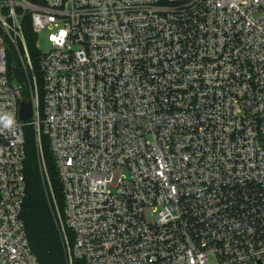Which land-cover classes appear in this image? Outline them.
Here are the masks:
<instances>
[{
	"label": "built area",
	"instance_id": "2783aa9c",
	"mask_svg": "<svg viewBox=\"0 0 264 264\" xmlns=\"http://www.w3.org/2000/svg\"><path fill=\"white\" fill-rule=\"evenodd\" d=\"M2 9L0 264H41L21 217L25 126L48 178L46 136L61 182L65 264H264V0Z\"/></svg>",
	"mask_w": 264,
	"mask_h": 264
},
{
	"label": "trees",
	"instance_id": "16d2710c",
	"mask_svg": "<svg viewBox=\"0 0 264 264\" xmlns=\"http://www.w3.org/2000/svg\"><path fill=\"white\" fill-rule=\"evenodd\" d=\"M27 47L38 71V50L35 47L36 35L32 32L30 20L22 22ZM8 74L17 81H24L25 74L20 65L10 67ZM22 98L30 99L28 89L23 91ZM29 130H26V129ZM25 138L24 176L26 195L21 217L29 244L41 264H65L63 243L56 224L57 210L62 211L63 193L53 156L46 136H42L41 144L46 165L47 177L40 168L34 131L31 126L23 129Z\"/></svg>",
	"mask_w": 264,
	"mask_h": 264
},
{
	"label": "water",
	"instance_id": "95a60500",
	"mask_svg": "<svg viewBox=\"0 0 264 264\" xmlns=\"http://www.w3.org/2000/svg\"><path fill=\"white\" fill-rule=\"evenodd\" d=\"M32 105L31 102L22 100L20 103L19 117L21 120L25 121L31 117Z\"/></svg>",
	"mask_w": 264,
	"mask_h": 264
},
{
	"label": "rangeland",
	"instance_id": "374dc122",
	"mask_svg": "<svg viewBox=\"0 0 264 264\" xmlns=\"http://www.w3.org/2000/svg\"><path fill=\"white\" fill-rule=\"evenodd\" d=\"M0 1H3V0H0ZM0 12L4 13L5 10L2 9ZM8 63L10 67H18V65H20L18 54L14 50H11L10 48H8ZM26 130H29V129L27 128Z\"/></svg>",
	"mask_w": 264,
	"mask_h": 264
},
{
	"label": "clouds",
	"instance_id": "9594fccd",
	"mask_svg": "<svg viewBox=\"0 0 264 264\" xmlns=\"http://www.w3.org/2000/svg\"><path fill=\"white\" fill-rule=\"evenodd\" d=\"M10 123V122H9Z\"/></svg>",
	"mask_w": 264,
	"mask_h": 264
}]
</instances>
